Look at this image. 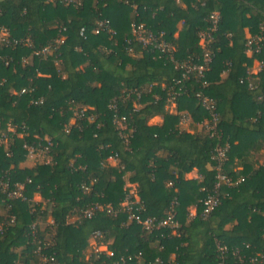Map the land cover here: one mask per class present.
Wrapping results in <instances>:
<instances>
[{
	"label": "trees",
	"instance_id": "trees-1",
	"mask_svg": "<svg viewBox=\"0 0 264 264\" xmlns=\"http://www.w3.org/2000/svg\"><path fill=\"white\" fill-rule=\"evenodd\" d=\"M212 12L218 21L207 46L211 61L200 79L181 80L167 58L142 49L130 35L131 24H143L163 33L175 61L198 63V33L206 31ZM103 20L114 34L94 33ZM0 33L9 43L0 36V134L7 136L0 145V183L7 184L0 190V264H48L50 258V264L120 258L121 264H217L216 244L228 250L225 264H257L248 261L256 254L264 264V164L253 168L248 160L264 147V69L247 77L253 61L264 68V0H77L68 6L0 0ZM250 37L261 39L259 52L246 55ZM59 39L48 54H35ZM178 80L186 93L176 96L170 113L165 91ZM196 92L213 101L219 144L228 147L225 171L240 180L222 189L205 218L200 201L215 182L217 141L202 128L188 133L178 125L179 114L193 124L208 118ZM112 102L131 130L126 142L112 123ZM82 108L93 120L64 133L73 111ZM154 117L159 125L149 124ZM44 138L52 143L50 162L25 165L22 146L44 145ZM110 156L114 166L105 162ZM193 170L198 178L185 179ZM89 181L83 192L80 184ZM19 184L24 199L7 198ZM126 184L134 186L133 196ZM126 195L136 197L143 218L163 219L175 202L177 235L146 233L122 213L76 219L93 203L116 209ZM90 242L112 255L89 252ZM233 248L242 262L230 255Z\"/></svg>",
	"mask_w": 264,
	"mask_h": 264
},
{
	"label": "built area",
	"instance_id": "built-area-1",
	"mask_svg": "<svg viewBox=\"0 0 264 264\" xmlns=\"http://www.w3.org/2000/svg\"><path fill=\"white\" fill-rule=\"evenodd\" d=\"M49 2H58L62 4L63 6H68L69 4H76L77 0H47ZM218 21V13L212 12L208 16L206 23L208 24V27L206 31H201L198 33V45L202 49V55H201V61L198 63H194L192 61H183V62H177L172 57L173 47L164 40L163 33H152L150 30L146 29L143 24H131L130 25V35L133 38L134 41H136L142 49L149 50L150 52H156L158 54V57H164L167 58L169 62L173 64L174 69H178L181 72V80H186L189 78H196L200 79L203 75V72L207 68L208 64L211 61V54L207 48L209 43L211 42V35L210 33L215 31L216 25ZM106 30L110 34H114L112 30L108 28V23L103 21H98L96 28L94 29V33L97 34L98 32ZM1 36V42L9 44L7 40L4 39L5 35L3 33H0ZM259 37H250L247 39L245 47L246 51L245 53H248L249 55L251 53L257 54L259 52ZM62 39L55 40L53 43L45 46L42 50L38 51L35 54H48L51 49H54L56 45L61 43ZM13 44H16L13 42ZM255 62V65L257 67L256 72L252 73L248 68L247 69V77L250 76H256L257 73L262 71L263 65L261 62L253 61ZM180 84V81H174V83L166 88V107L169 106L174 107V99L176 96L180 94H185L186 89H182L180 87H177ZM177 87V88H176ZM253 86L249 85V89H252ZM194 97L196 98L198 104L201 106V108L206 111L208 118L201 122L199 125L200 127L205 130L208 133L209 138H213L217 141V144L215 145L213 152L211 154V160L214 162L213 170L215 171V182L213 185L212 192L206 195L205 198H203L200 201L201 211L200 216L202 218L207 217L219 204V199L221 197V191L223 188H231L235 185H237L240 180L233 181V179L228 175V173L225 171V165L227 161V151L228 147L227 145H220L219 141L221 139V133L218 128V122H219V116L216 112L215 105L213 101L204 95H202L199 92H196L194 94ZM109 110H111L114 115L112 119V123L115 127V130H117V134L120 137H123L124 142H126V136L125 133L127 132L128 135L131 133L130 129H127L126 126V118L125 116H118L116 111L117 107L114 102H112L109 107ZM84 109H75L72 114V118L68 121L67 125H65L64 133L69 132L70 127L73 126L76 122L81 121L83 119H86L88 121H92V117H84ZM189 118L185 114H179V120L178 125L184 124L186 122H189ZM10 130V129H9ZM11 131V130H10ZM12 132V131H11ZM7 141V136L4 133L0 134V145H4ZM44 145H41L40 143H32V144H24L22 147L26 151V158L27 160H31L33 162L38 163H49L51 158L49 155L50 147L52 146V143L44 138ZM115 161L114 156L108 157L105 162L109 164V162ZM81 169V168H79ZM93 181H89L88 185H85L84 183L80 184V189L83 192L88 191V186L91 185ZM14 189L11 191H8L6 196L10 199H24L22 197L21 191H22V185H14ZM7 189V184L5 182L0 183V190L5 191ZM134 200V201H133ZM131 199L129 195H126L124 200L120 203L119 207L116 209L111 208L109 205H102L98 203H93L89 206H86L84 209L79 211V213L76 216V219L85 218L89 219L95 214H102L104 216H111L115 217L117 214L122 213L126 215V220L128 223H134L140 227L142 231H145L146 233L156 232L161 229L169 230L171 235H177L179 224L175 220V211H174V204L175 202H172L170 204V207L168 209V212L166 216L163 219H155L152 217H141L140 211L142 210L140 206L136 204L135 199ZM190 217V215H189ZM12 222V219L10 220ZM230 255L238 262H242L244 257L240 256L239 249L233 248L229 249ZM93 252H104L106 256L110 257L112 254L108 251H106L105 247L102 245L99 246H93ZM216 252L218 253L219 259L217 264H225V259L227 255V248L223 245L216 244ZM127 260L130 258L127 257ZM124 258H120L117 262L112 264H121L124 262ZM248 261L250 263H257V264H263V258L261 255H254L253 257H249ZM46 262V261H45ZM48 264L52 263V259H49ZM104 264V263H103ZM155 264H160V261L158 259L155 260Z\"/></svg>",
	"mask_w": 264,
	"mask_h": 264
},
{
	"label": "crops",
	"instance_id": "crops-1",
	"mask_svg": "<svg viewBox=\"0 0 264 264\" xmlns=\"http://www.w3.org/2000/svg\"><path fill=\"white\" fill-rule=\"evenodd\" d=\"M246 55H249L248 53H246ZM256 65L255 62L252 63L251 67H250V71L252 73L256 72ZM224 74H222L223 76ZM174 107L169 106L167 109L170 111V113H174ZM161 123V119L159 117H154L149 121L150 125H159ZM179 129L180 130H184L188 133H197L201 130V127L199 124H193L191 121L186 122L184 124L179 125ZM250 156L248 157V160L250 161V165L253 168H256L259 165H263L264 164V147L262 146L260 149L256 150V151H252L250 154ZM109 164L111 166L115 165V161L109 162ZM241 169L240 166H237L236 168H234V170L239 171ZM198 176L196 175V172L193 170L192 172L188 173L185 175V179L189 180V179H197ZM126 188H128L129 193L133 196V192H134V186L133 185H129L126 184L125 185ZM134 199L137 201L136 197L134 196ZM194 208H189V215L190 217H192L194 215ZM171 259H173V256H171Z\"/></svg>",
	"mask_w": 264,
	"mask_h": 264
},
{
	"label": "rangeland",
	"instance_id": "rangeland-1",
	"mask_svg": "<svg viewBox=\"0 0 264 264\" xmlns=\"http://www.w3.org/2000/svg\"><path fill=\"white\" fill-rule=\"evenodd\" d=\"M32 163H34V162L31 160L24 162V164L28 165V166L31 165ZM34 199L37 200V197H35ZM89 245H90V247H89L88 251L91 252V251H93V246L95 247V243L90 242Z\"/></svg>",
	"mask_w": 264,
	"mask_h": 264
}]
</instances>
